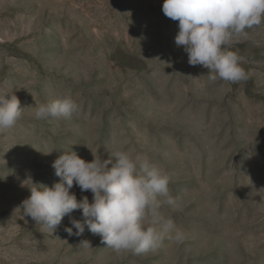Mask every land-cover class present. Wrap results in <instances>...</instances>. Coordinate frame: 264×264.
<instances>
[{
	"label": "rangeland",
	"instance_id": "374dc122",
	"mask_svg": "<svg viewBox=\"0 0 264 264\" xmlns=\"http://www.w3.org/2000/svg\"><path fill=\"white\" fill-rule=\"evenodd\" d=\"M162 4L0 0V85L24 107L0 134V264H264V23L232 46L248 79L210 82L175 44L178 21ZM63 96L76 114L35 118ZM71 149L85 161L124 150L163 168L176 204L160 211L184 241L117 253L87 227L69 236V216L53 232L23 216L33 183L62 182L52 163ZM70 191L92 201L75 182ZM71 216L83 222L82 210Z\"/></svg>",
	"mask_w": 264,
	"mask_h": 264
},
{
	"label": "clouds",
	"instance_id": "9594fccd",
	"mask_svg": "<svg viewBox=\"0 0 264 264\" xmlns=\"http://www.w3.org/2000/svg\"><path fill=\"white\" fill-rule=\"evenodd\" d=\"M162 11L178 21L175 44L183 47L189 65L208 69L210 82L248 79L243 57L232 46L247 37V30L264 23V0H163ZM14 89L6 82L0 85V134L23 114ZM79 108L71 96H63L36 106L34 116L69 118ZM52 167L62 182L33 183L38 186L29 188L30 195L20 205L23 216L36 224L53 232L69 216L76 229L74 233L65 227L69 236H80L87 227L117 253L156 252L169 234L177 244L184 241V231L160 211L163 204L174 206L176 201L170 195V178L159 165L124 150L113 151L107 159L96 153L85 161L71 149L62 151ZM74 182L82 192L92 193L91 202L86 197L77 200L70 191ZM77 209L82 210L83 222L71 216Z\"/></svg>",
	"mask_w": 264,
	"mask_h": 264
}]
</instances>
